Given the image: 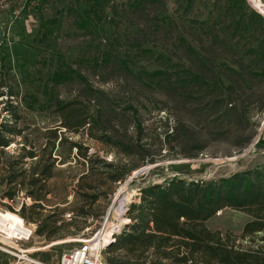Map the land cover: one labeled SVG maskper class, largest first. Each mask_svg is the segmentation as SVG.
I'll return each mask as SVG.
<instances>
[{
  "label": "rangeland",
  "instance_id": "obj_1",
  "mask_svg": "<svg viewBox=\"0 0 264 264\" xmlns=\"http://www.w3.org/2000/svg\"><path fill=\"white\" fill-rule=\"evenodd\" d=\"M245 2L250 9L261 8L264 16V0H250L251 6ZM237 5L238 14L230 11L226 0H0V125L14 123L21 132L5 135L13 140L5 156H16L23 146L27 152H40L48 131L55 128L67 140L56 146L55 170L45 183L49 194L44 204L57 207V216L65 224L72 223L68 229L74 235L47 242L35 235V224L22 219L32 230L22 249L47 246L30 253L32 259L59 264L63 253L100 236L104 229L119 234L131 224L126 210L140 202L142 189L149 185L165 186L173 178L217 182L264 168V90L258 79L239 78L231 92H212L202 86L171 92L162 83L164 77L154 76L177 73L182 39L195 48L202 44L206 56L219 58L215 70L223 74L225 60L242 58L249 64L251 50L264 39V25L258 26L255 19L250 24L249 12ZM211 34L219 37L212 39ZM223 38L236 50L226 48ZM68 102H83L90 114L100 117L101 127L92 132L93 137L84 128L74 132V123L71 130L62 127L57 107ZM10 105L16 107V117L6 111L12 110ZM134 120L142 123V131ZM164 128L177 129L168 142L163 141ZM102 132L124 143L132 157L115 153L95 139ZM72 144L105 163L140 167L89 207L90 201L76 193L87 164ZM24 162V169L29 168L31 161ZM86 184L82 183V192L98 194L87 190ZM4 190L0 185V213L19 216L22 206L32 204L25 191L10 201L2 197ZM80 207L94 215L103 213L96 218L76 216ZM250 221L245 214L223 209L205 226L238 239ZM109 245L99 252L102 262ZM14 261L8 256L5 263Z\"/></svg>",
  "mask_w": 264,
  "mask_h": 264
},
{
  "label": "trees",
  "instance_id": "obj_2",
  "mask_svg": "<svg viewBox=\"0 0 264 264\" xmlns=\"http://www.w3.org/2000/svg\"><path fill=\"white\" fill-rule=\"evenodd\" d=\"M247 1L251 6L252 2ZM226 2L230 11L236 14L240 12L237 4L244 7L250 14V24L255 19L258 20V26L264 25V16L259 12L261 8L252 9L262 17L250 9L245 0ZM242 18L245 17L240 18L241 22ZM211 35L212 39L219 37L217 34ZM222 40L226 48L236 50V45L230 44L231 41L227 42L226 38ZM184 41L186 40H180L184 50L179 58L177 73L154 74L156 77H164L162 83L170 87L171 92L175 91L172 88L180 90L198 86L206 87L212 92H231L234 86L239 85V78L248 81L247 76L258 79L264 90V39L251 50L252 60L249 64L242 58L231 62L225 60L221 64L224 74L215 70L219 58L206 56L207 49L202 44L195 48L190 42ZM184 53L189 56L186 58ZM235 55L237 53L233 52L232 56ZM62 79L67 78L63 76ZM80 80L87 82L84 77H80ZM9 108L12 110L7 108L6 111L16 117V107L10 105ZM57 109L63 119L62 127L67 130H71V123H74V132L84 128L93 137L92 132L101 127L100 117L90 114L83 102L60 104ZM133 123L142 131V123L135 120ZM58 131L56 128L48 131L46 144L40 152H27L23 146L16 156H5L4 150L13 142L5 135L19 136L21 132L16 130L14 123L0 125V185L5 187L2 197L13 201L18 192L25 191L32 204L28 208L22 206L19 216L35 224V235L47 242L74 235L68 229L72 223L65 224L57 216V207L52 209L44 204V199L49 194L45 183L53 177L55 170L56 146L67 142ZM176 131V128H164L163 141L168 142ZM94 137L115 153L132 157L124 143L114 141L106 133L102 132L100 136ZM179 140V144L184 141L181 136ZM72 147L87 164L86 173L78 179L76 193L83 201H90L89 207L98 198L107 197L113 184L123 182L132 171L140 167L137 164L127 168L117 163H105L96 155H88L79 144H72ZM186 157L193 158V155ZM26 160H30L31 164L24 169ZM83 182L87 183V190H97L98 194L91 196L82 192ZM99 188L106 190L99 192ZM223 209L237 211L251 218L244 225L238 239L230 233L222 236L219 231L212 232L205 226L207 220ZM44 212L49 214L43 215ZM102 213L94 215L84 212V208L80 207L76 216L96 218ZM125 217L131 224L125 225L115 235V241L103 251L106 254L104 264H264V168L248 170L217 182L192 180L187 183L173 178L165 186L149 185L142 189L140 202L129 206ZM58 222H62L60 226H57ZM238 240L241 242H237ZM243 242L244 246L240 244Z\"/></svg>",
  "mask_w": 264,
  "mask_h": 264
},
{
  "label": "built area",
  "instance_id": "obj_3",
  "mask_svg": "<svg viewBox=\"0 0 264 264\" xmlns=\"http://www.w3.org/2000/svg\"><path fill=\"white\" fill-rule=\"evenodd\" d=\"M24 228L25 233L18 236H10L0 230V252L13 257L16 261L12 264H39L38 261L30 257L29 250L22 249V243L32 236V230L30 227L24 225ZM73 240L74 239L67 241ZM114 241V234L110 236V239L107 242H104L102 237L97 234L93 239L82 243V246L69 250L67 253H63L60 257L59 264H104L99 256V252L106 246V244H111ZM36 250L40 251L38 248Z\"/></svg>",
  "mask_w": 264,
  "mask_h": 264
},
{
  "label": "bare ground",
  "instance_id": "obj_4",
  "mask_svg": "<svg viewBox=\"0 0 264 264\" xmlns=\"http://www.w3.org/2000/svg\"><path fill=\"white\" fill-rule=\"evenodd\" d=\"M24 229V223L21 217L9 212L0 213V230L2 232L10 236H18L25 233ZM110 232L111 230H109V228L101 231L100 237L103 238L104 242L109 241Z\"/></svg>",
  "mask_w": 264,
  "mask_h": 264
},
{
  "label": "crops",
  "instance_id": "obj_5",
  "mask_svg": "<svg viewBox=\"0 0 264 264\" xmlns=\"http://www.w3.org/2000/svg\"><path fill=\"white\" fill-rule=\"evenodd\" d=\"M43 249H47V246L46 247H44V248H40L39 250L41 251V250H43ZM24 250H29V253H36L37 252V250H36V247H31L30 249H24ZM6 260L8 261V256H6L5 254H3V253H0V264H6L5 262H6ZM12 262V261H11ZM14 263V262H13ZM11 264V263H10ZM19 264H21V263H19Z\"/></svg>",
  "mask_w": 264,
  "mask_h": 264
},
{
  "label": "water",
  "instance_id": "obj_6",
  "mask_svg": "<svg viewBox=\"0 0 264 264\" xmlns=\"http://www.w3.org/2000/svg\"><path fill=\"white\" fill-rule=\"evenodd\" d=\"M137 173H138V172H137ZM137 173H136V174H137Z\"/></svg>",
  "mask_w": 264,
  "mask_h": 264
}]
</instances>
